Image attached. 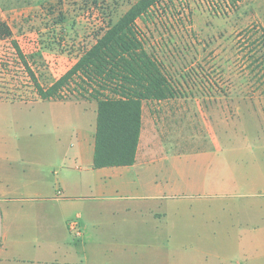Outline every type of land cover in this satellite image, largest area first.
Listing matches in <instances>:
<instances>
[{
  "label": "rangeland",
  "instance_id": "374dc122",
  "mask_svg": "<svg viewBox=\"0 0 264 264\" xmlns=\"http://www.w3.org/2000/svg\"><path fill=\"white\" fill-rule=\"evenodd\" d=\"M137 1L0 0V20L13 32L0 40V248L26 194L53 191L62 179L80 197L63 203L74 219L106 210L103 184L120 180L122 195L152 193L158 184L171 210L169 242L160 228L137 226L136 264H264V77L252 71L264 51V0H161L138 27L176 94L143 103L142 167L103 180L74 155L65 159L81 129L95 137L97 101L76 90L62 101L39 100L30 70L45 87L53 84ZM180 219L211 226L202 233L209 253L178 246ZM18 232L22 240L52 233L39 225ZM33 243L19 251L34 255ZM0 264L21 263L0 249Z\"/></svg>",
  "mask_w": 264,
  "mask_h": 264
},
{
  "label": "crops",
  "instance_id": "0c3cea01",
  "mask_svg": "<svg viewBox=\"0 0 264 264\" xmlns=\"http://www.w3.org/2000/svg\"><path fill=\"white\" fill-rule=\"evenodd\" d=\"M77 143L76 148L64 151L65 159L70 161L71 155H74L75 163L85 162L87 170L98 171L102 176L100 179L119 178L118 176L122 173L126 174L129 169L141 165L138 148L137 160L134 165L93 168L95 137L90 141L88 129H81L77 132ZM58 149L62 153L65 148L58 147ZM78 169L81 170L79 167ZM56 182L53 191L37 190L36 193H29L19 198L21 201L33 202L28 204L27 209H25L24 203L19 200L18 204H15L16 209L11 212V218L7 220L9 221L6 226L7 231L3 233L0 248L7 258H13L21 264H136L138 247L135 231L138 225L145 231L152 228L156 233L160 228L161 238L165 231L166 240L169 242L171 210L167 204L163 203L167 196L160 192L161 188L158 187V184L153 185L152 193L138 195L134 192L122 195L116 189L120 184H124L120 180L115 181V184L104 182L103 186L106 185V190L109 192L103 194L108 208L103 212L97 211L98 213H95L96 211L79 213L75 218L81 220L83 235L81 238H76L69 231L68 222L72 218L67 214L66 206L63 203L80 197L69 194L68 187L62 179L57 178ZM84 184L82 179L76 182L79 187ZM2 187L0 183V188ZM115 189L116 193H114ZM111 190H113L112 193H110ZM5 199L6 203H10L9 201L12 200L6 195ZM159 202L161 204L158 205ZM25 221L28 222L25 224ZM25 225L30 228L34 227V229L39 225L41 232L49 229L52 232L51 236L47 239L40 233L33 239L22 240L18 237L19 235H14V231L22 232ZM176 229L177 244L180 248H192L209 253L208 247L211 241L207 237H204L203 240L202 233L208 232L211 226L207 224L201 226L199 222L180 219ZM255 231H259V228H256ZM260 231L263 232V230ZM70 238H72V242L69 241ZM33 240H35L34 243ZM32 243L34 244V255H30V252L24 254L19 251L27 249ZM38 244L40 245L37 246ZM156 246V248L159 247L158 244ZM255 248L257 252L259 249H263L258 246ZM139 250L143 255L148 254L149 249L144 240L139 244ZM182 263L185 264V258L182 259Z\"/></svg>",
  "mask_w": 264,
  "mask_h": 264
},
{
  "label": "trees",
  "instance_id": "16d2710c",
  "mask_svg": "<svg viewBox=\"0 0 264 264\" xmlns=\"http://www.w3.org/2000/svg\"><path fill=\"white\" fill-rule=\"evenodd\" d=\"M160 1L134 3L48 87L30 70L42 100H65L68 92L76 90L97 101L93 168L134 165L143 128L144 101L168 99L176 94L164 65L148 51L138 27V21H147ZM241 1L228 0L231 6ZM12 36L9 24L0 20V40ZM253 65L252 71H262L264 77V51L262 56L253 57Z\"/></svg>",
  "mask_w": 264,
  "mask_h": 264
},
{
  "label": "built area",
  "instance_id": "2783aa9c",
  "mask_svg": "<svg viewBox=\"0 0 264 264\" xmlns=\"http://www.w3.org/2000/svg\"><path fill=\"white\" fill-rule=\"evenodd\" d=\"M68 228H69L70 232L74 235V237H76V238L82 237L83 228H82V224L79 221V219H77V218L71 219L68 222Z\"/></svg>",
  "mask_w": 264,
  "mask_h": 264
}]
</instances>
